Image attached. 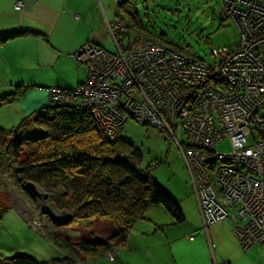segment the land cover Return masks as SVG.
Segmentation results:
<instances>
[{
	"label": "built area",
	"instance_id": "obj_1",
	"mask_svg": "<svg viewBox=\"0 0 264 264\" xmlns=\"http://www.w3.org/2000/svg\"><path fill=\"white\" fill-rule=\"evenodd\" d=\"M223 2L239 43L234 52L216 58L214 66L153 40L133 38L118 16L111 28H117L124 45L118 55L83 46L75 57L79 62L87 57L86 81L74 90L50 88L49 104L85 107L111 141L118 139L129 116L174 134L205 227L232 220L247 251L264 246V0ZM225 139L231 140L232 151L221 156L216 146Z\"/></svg>",
	"mask_w": 264,
	"mask_h": 264
},
{
	"label": "rangeland",
	"instance_id": "obj_2",
	"mask_svg": "<svg viewBox=\"0 0 264 264\" xmlns=\"http://www.w3.org/2000/svg\"><path fill=\"white\" fill-rule=\"evenodd\" d=\"M114 1L117 4L120 3L119 0ZM18 3L22 4V2ZM119 9L116 18L119 15L121 17L124 12L138 11L146 26L145 29L152 33L150 36L154 37L155 35L159 38L164 35L163 40L178 45L181 51L192 55L193 59L203 60L200 62L215 64L216 58L228 55L226 49L229 53L234 51L239 42L238 29L233 20L227 16L225 12L227 9H225L222 0H129L124 8L119 7ZM116 18H109V21H114L108 23V50L94 42L88 43L95 47L98 46L103 52H115L117 49H122L124 45L120 40L121 36L117 35V28L111 29L117 23ZM131 21L137 27L136 29L143 33L141 36L143 39L146 36L145 32L142 31L143 28L141 29L135 20L132 19ZM130 35L133 38L140 37L131 31ZM150 36H146V40H150ZM158 41L154 40L153 42L177 52L165 42ZM126 45L128 46V44ZM214 49H220L221 52L216 55L215 51L213 52ZM103 52L100 51V53ZM179 53L183 54L182 52ZM86 61L87 57L84 56L81 58L80 64L88 69ZM49 103L48 106H50ZM13 106L9 105L0 112V126L5 129L10 130L17 127L22 121H17L15 118H9L6 115ZM3 118H7V120L2 122ZM157 129L130 119L122 130V138L132 143L141 152V159L138 162L141 169L148 170L151 166L154 167L155 163L158 164L157 167L151 169L153 178L175 201L179 202L180 208H183L182 211L184 210L189 222L187 227L178 229L179 235H181L186 228L192 229L195 225L192 220L197 219L200 210L192 188L190 172L181 152L182 144L177 141L178 138L174 134L170 135ZM168 138L172 144L167 141ZM183 139L187 141L184 134ZM231 151L230 139L222 140L216 146V152L223 153L221 156L229 154ZM66 189L61 181L51 182L48 188H42L34 183L21 186L15 182L8 166L0 168L1 259L7 260L17 254L24 253L34 256L42 263H50L56 259L57 262L54 264H69L70 261L79 262L76 264H89L90 262V264H111L109 260L110 257L113 258V253L116 257L121 251V255L127 257L129 249L123 248L121 250L122 247H119V240L122 241L126 238L123 233L116 242L112 240V243H109V248L99 249L104 250L105 255L100 256L98 253L95 256L84 253L80 246L86 239L87 241L88 239L93 240V238L100 236L104 240L110 241L117 233L111 231L107 226L101 227L99 217L90 221L87 227L88 231L85 230L84 223L73 224L74 207ZM232 213L235 214V211L233 210ZM231 224L234 226V223L231 222ZM90 230H94V233ZM207 231L205 229L206 233ZM200 232L204 233V230L196 233L199 234ZM136 236L138 234H134L133 237ZM175 236L178 234L175 233ZM158 238L165 240L161 235ZM66 240L69 241L67 247H65L67 245ZM84 256L91 258L92 261L87 262L88 258H84ZM64 258L65 261H63ZM83 261L86 262L82 263ZM0 264L3 263L0 262Z\"/></svg>",
	"mask_w": 264,
	"mask_h": 264
},
{
	"label": "crops",
	"instance_id": "obj_3",
	"mask_svg": "<svg viewBox=\"0 0 264 264\" xmlns=\"http://www.w3.org/2000/svg\"><path fill=\"white\" fill-rule=\"evenodd\" d=\"M17 2H22V9H16ZM118 4L114 0H0V36L18 34L0 43V97L22 90L20 98L0 112L14 105L6 115L22 120L48 106L50 88L74 90L85 82L88 70L75 55L88 42L108 50V23L114 21L109 18H116ZM133 29L129 27L134 34ZM191 182L200 210L192 229L179 235L180 225L172 216L152 207L121 248L129 249L127 257L120 251L111 264H264V246L245 251L232 220L204 226L192 178ZM188 223L186 219L184 224Z\"/></svg>",
	"mask_w": 264,
	"mask_h": 264
},
{
	"label": "trees",
	"instance_id": "obj_4",
	"mask_svg": "<svg viewBox=\"0 0 264 264\" xmlns=\"http://www.w3.org/2000/svg\"><path fill=\"white\" fill-rule=\"evenodd\" d=\"M128 1L122 0L118 4L119 7L124 8ZM122 14L121 17L128 27L134 28V34L142 36L143 33L132 24V19L141 29L143 28L142 31L146 36L152 34L145 29L146 26L138 11ZM147 17H149L148 14ZM15 36L18 34L2 35L0 42ZM163 36L159 38L155 35L150 36V40L163 41L177 52L193 57L181 51L178 45L163 40ZM226 50L229 53L228 49ZM109 53L118 55L117 50L109 51ZM197 60L203 61L199 58ZM204 63L212 67L216 64V60L213 65L205 61ZM112 83L116 84L113 81ZM21 93L22 90H18L0 97V111L4 106L18 100ZM121 112L125 115L128 113L124 107L121 108ZM130 119L140 123L132 116H129L128 121ZM123 128L118 139L111 141L109 135L88 110L52 105L26 116L17 127L10 130L0 126V168L8 166L17 184L27 186L29 183H34L42 188H48L51 182L61 181L67 188L69 199L74 207L73 224L84 223L85 230L88 231L90 221L99 217L101 227L107 226L117 233L111 240L106 238L110 241L100 236L83 241L80 248L87 254L105 255V251L99 249L109 248V243H112V240L116 242L122 233L126 235V238L119 240V247L126 246L129 233L133 232L139 221L147 219L146 216L152 207L165 209L181 229L187 225L184 224L186 217L179 202L175 201L153 178L151 169L158 164L155 163L154 167L151 166L148 170L139 167L141 152L132 143L122 138ZM169 143L172 144V142ZM90 231L94 233V230ZM67 242L69 241H65L67 244L65 247L68 246ZM84 258L89 257L84 256ZM65 260L64 258L63 261ZM0 262L44 264L34 256L24 253L7 260L0 258ZM56 262L57 260L54 259L45 264ZM71 263L73 261L69 264Z\"/></svg>",
	"mask_w": 264,
	"mask_h": 264
},
{
	"label": "bare ground",
	"instance_id": "obj_5",
	"mask_svg": "<svg viewBox=\"0 0 264 264\" xmlns=\"http://www.w3.org/2000/svg\"><path fill=\"white\" fill-rule=\"evenodd\" d=\"M189 57H191V56H189ZM88 76V75H87ZM87 79V78H86ZM86 81V80H85ZM84 83V82H83ZM56 107H61V106H56ZM68 107V106H67ZM70 108H72L71 107V105H70ZM76 108H79V109H83V110H86V108L85 107H83V106H81V105H76ZM99 126L103 129V130H105L104 129V127L101 125V124H99ZM156 127H159V126H156ZM114 141H116V140H114ZM61 251V250H60ZM65 256H67L66 254H65ZM45 264V263H44Z\"/></svg>",
	"mask_w": 264,
	"mask_h": 264
}]
</instances>
